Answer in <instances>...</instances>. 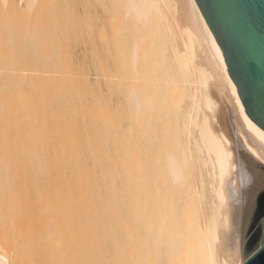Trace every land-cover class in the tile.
Listing matches in <instances>:
<instances>
[{"label":"bare ground","instance_id":"obj_1","mask_svg":"<svg viewBox=\"0 0 264 264\" xmlns=\"http://www.w3.org/2000/svg\"><path fill=\"white\" fill-rule=\"evenodd\" d=\"M38 1L0 0V11H27V22L32 9L42 14ZM122 2L135 32L112 27L98 83L55 54L44 15L43 25L31 16L33 29L21 21L50 36L26 29L27 55L0 22V264L247 259L264 132L245 115L195 0Z\"/></svg>","mask_w":264,"mask_h":264},{"label":"rangeland","instance_id":"obj_2","mask_svg":"<svg viewBox=\"0 0 264 264\" xmlns=\"http://www.w3.org/2000/svg\"><path fill=\"white\" fill-rule=\"evenodd\" d=\"M38 1V0H37ZM45 1H48L47 3L45 2ZM105 0H60V3H59V1L58 0H56V2L57 3H55L54 2V0H42V2H40V1H38L39 3H41V5H46L47 4V6H43V10L40 8V7H42L38 2V4L36 3L35 4V6H34V9H35V7H36V9H37V7H39L37 10H39V11H37V12H42V14L40 13V17H41V15L43 16L44 15V19L46 20V21H44V19L43 18H41V19H43V23H44V25L42 24V20L40 19V18H38L39 16L37 15V14H39V13H33L35 10H33L32 9V14L29 12V14H31V16H32V18L33 19H39V20H41L40 22H41V25H43V29H48L49 31H50V29L49 28H51L52 26V28H55V29H52L54 32H53V34H54V36H52L51 35V37H53L52 39L55 41V42H60V43H58V44H60V46L61 47H63L64 46V48H65V50L63 49V48H61L59 45H58V47L56 48V51H54L55 52V54L57 55L58 54V56H60V57H63V59H68V60H70L71 61V63H73L74 65H75V67L73 68V66L74 65H72V71H81V72H84L86 75H87V78L90 80L91 79V82L93 81L94 83H98L99 82V80H100V77H99V73H100V71L101 70H104L106 67V65L109 63L108 61H109V59H108V57H109V55H108V44H109V40L111 39V37H112V27H117L118 29H119V31L121 32V28L123 27V25H124V28L125 29H127V28H129L130 27V24L129 25H127V24H124L123 22L124 21H122V17H123V3L124 2H122V0H106L105 2H104ZM114 1V2H113ZM117 1V2H116ZM51 2V3H50ZM104 2V3H103ZM43 3V4H42ZM66 3V4H65ZM77 3V4H76ZM50 4V5H49ZM58 4H59V8H58ZM61 4V5H60ZM101 4V5H100ZM119 4V5H118ZM38 5V6H37ZM49 5V6H48ZM54 5H56L57 6V8L54 6ZM63 5V6H62ZM67 5V6H66ZM90 5V6H89ZM109 5V6H108ZM52 6V7H51ZM61 6V7H60ZM66 6V7H65ZM110 6H112V7H110ZM122 6V7H121ZM52 9H51V8ZM55 7V8H54ZM108 7V8H107ZM113 7H115L114 9H116V10H114L113 9ZM121 7V8H120ZM48 8H50V10L48 9ZM104 8V9H103ZM107 8V9H106ZM15 9H16V11H17V9H19V8H14L13 10H14V13H13V11L11 10L10 12L7 10V11H5L4 13L6 14V13H8L9 12V17L8 18H12L13 17V20L11 19H9L8 20V18L6 19V20H3L2 18H4L5 17V14H1V12H3L2 10L0 11V14H1V19H0V22H1V24H2V22H7L8 21V24L10 25L9 26V28L8 29H10V31L9 32H11V33H14L13 34V38H14V40H15V42L16 43H18L19 44V46H18V48L21 50L20 51V53H23V52H25V53H23L24 55H27L29 52H28V49L26 50V48H28V45H27V43H30L29 41H31V40H29V39H26L25 40V37H26V33H29L28 32V30H27V32L25 31L26 29H29L30 30V28H32L33 29V25H32V23L31 22H33V20H32V18H31V16L29 15V17H30V19L29 18H27L28 19V21H30V23H28V24H30V26L29 25H26L27 24V22H25L26 21V17H24L25 18V21H24V19L23 20H20L21 18H23L21 15L23 14V13H26L27 14V11L25 12L24 10H20V13L22 12V14H20L19 13V10L16 12L15 11ZM40 9L42 10V11H40ZM61 10L60 12H58V11H56V10ZM112 9V10H111ZM49 12H48V11ZM54 10V11H53ZM108 10V11H107ZM117 10H119V11H121V12H117ZM51 11V12H50ZM68 11V12H67ZM12 12V13H11ZM16 12V13H15ZM44 12H45V14H44ZM49 14H47V13ZM116 13V14H114L113 15V13ZM53 13V14H52ZM63 13V14H62ZM118 13V14H117ZM14 14H16L15 16H14ZM69 14V15H68ZM76 14V15H75ZM7 15V14H6ZM12 15V16H11ZM18 15H19V18H17L18 17ZM35 15V17H33ZM36 15H37V17H36ZM46 15H47V17H46ZM118 15V16H117ZM121 17H120V16ZM25 16V15H24ZM51 17V18H53V19H49V17ZM61 16V17H60ZM111 16H113V17H115V19L112 17V19H111ZM16 19H15V18ZM21 17V18H20ZM60 17V18H59ZM67 17V18H66ZM69 17V18H68ZM119 17H120V20H118L119 19ZM57 19V20H55V19ZM89 18V19H88ZM122 18V19H121ZM5 19V18H4ZM19 19V20H18ZM37 19V21L39 22V20ZM111 19V20H110ZM114 19V20H113ZM14 20H17V22H19V23H16V21H14ZM49 22H48V21ZM74 20V21H73ZM112 20H113V22H114V24H113V22H112ZM10 21V22H9ZM21 21H24L25 23H23V22H21ZM34 21H36V20H34ZM52 21H56L55 23L54 22H52ZM13 22V23H12ZM38 22H36V23H38ZM47 22V23H46ZM63 23L62 25H61V23ZM71 22V23H70ZM92 22V23H91ZM112 22V23H111ZM117 24H120V25H117ZM48 23H49V25H48ZM60 23V24H59ZM70 23V24H69ZM73 23V24H72ZM86 25H85V24ZM91 23V24H90ZM0 24V26H2ZM4 24H6L7 26H8V24L7 23H4ZM11 24H13V25H11ZM16 24H18V25H16ZM24 24V25H23ZM52 24V25H51ZM57 24V25H56ZM65 24V25H64ZM69 24V25H68ZM89 24V25H88ZM100 24V25H99ZM109 24V25H108ZM116 24V25H115ZM122 24V25H121ZM21 25V26H20ZM23 25V26H22ZM31 25H32V27H31ZM38 25L40 26V24L38 23ZM47 25V26H46ZM50 25H51V27H50ZM59 25V26H58ZM77 25V26H76ZM101 25H103V26H101ZM112 25H115V26H112ZM125 25H127V26H125ZM5 26V25H4ZM4 26H2V27H4ZM14 26V27H13ZM17 26H18V28H19V30H18V28H17ZM24 26H26V28H24ZM27 26H29L30 28H27ZM48 27V28H45V27ZM55 26V27H54ZM61 26V27H60ZM64 26V27H63ZM68 26V27H67ZM74 26V27H73ZM91 26V27H90ZM119 26L121 27V28H119ZM16 27V28H15ZM76 27V28H75ZM78 27V28H77ZM80 27V28H79ZM85 27V28H84ZM100 27V28H99ZM5 28V27H4ZM4 28H2L1 29V27H0V34L1 35H3L4 34V32L3 31H5L7 28H5V30H4ZM20 28H22V31H21V29ZM57 28H59V29H57ZM66 28V29H65ZM74 28V29H73ZM110 28H111V30H110ZM123 28V29H124ZM132 28V26L130 27V29ZM61 29V30H60ZM68 29V30H67ZM71 29V30H70ZM82 29H84L83 31H82ZM122 29V30H123ZM125 29L123 30V32L120 34V32L119 31H117L120 35H122V34H124V32H125V34H127V33H130V31L129 32H127L128 30H126L125 31ZM1 30H2V32H1ZM51 30V31H52ZM58 30V31H57ZM81 30V31H80ZM132 30V32L131 33H133V30H134V27L131 29ZM137 30V29H136ZM40 31V30H39ZM38 31V32H39ZM43 31V30H42ZM59 32V33H57V32ZM65 31H66V33H68V34H66L65 33ZM76 31H78V33L76 32ZM92 31V32H91ZM105 33H104V32ZM18 32V33H17ZM26 32V33H25ZM30 32H32V33H37V30H36V32H33L32 30H30ZM48 32V31H47ZM72 32V33H71ZM95 32H97V33H95ZM100 32H102V33H100ZM108 32V33H107ZM109 32L111 33L110 34V36L111 37H109ZM134 32H135V30H134ZM5 33H7V30H6V32ZM22 33H23V35H24V38H23V36H22ZM40 33L41 32H39V33H37V34H35V36H33L35 39H37L38 40V38H39V40H41L42 39V37H41V39H40V36H43L44 35V33H43V35H42V33H41V35H40ZM52 33V32H51ZM65 33V34H64ZM73 33H77V34H73ZM82 33V34H81ZM89 33V34H88ZM91 33V34H90ZM101 34V35H98V34ZM136 33H137V31H136ZM135 33V34H136ZM20 34H21V36H20ZM30 35H31V37H32V35H34V34H31V33H29ZM61 34V35H60ZM64 36H63V35ZM104 34V35H103ZM124 34V35H125ZM46 35V34H45ZM44 35V36H45ZM66 35V36H65ZM88 35V36H87ZM103 35V36H102ZM106 35H108V37L106 36ZM137 35H138V33H137ZM137 35H134V34H132L131 36H135V38H136V36ZM28 36V35H27ZM38 36V37H37ZM48 36V35H47ZM47 36H45V38L47 37ZM56 36V37H55ZM59 36V37H58ZM100 36V37H99ZM16 37V38H15ZM33 37H32V41H33ZM72 37V38H71ZM102 37V38H101ZM20 38V39H19ZM27 38V37H26ZM28 38H30V36L28 37ZM48 38V39H47ZM46 38V40H49V38H50V36H48ZM64 38V39H63ZM104 38H106V39H104ZM34 39V40H35ZM51 39V40H52ZM61 39H62V41H61ZM52 40V41H53ZM24 41V42H23ZM26 41V42H25ZM32 41H31V43H32ZM41 41H45V39H44V37H43V39L41 40ZM23 42V43H22ZM63 42V43H62ZM66 42V43H65ZM78 42H79V44H78ZM24 44V45H22V44ZM67 44V45H66ZM91 44V45H90ZM103 44V45H102ZM105 44V45H104ZM63 45V46H62ZM22 46H23V49H25V50H23L22 49ZM25 46V47H24ZM103 46V47H102ZM79 47V48H78ZM59 48V49H58ZM99 48V49H98ZM102 48V49H101ZM57 49H58V51H57ZM63 53L64 51L66 52H64L63 54L60 52V51ZM91 50V51H90ZM69 51V52H68ZM27 52V53H26ZM54 52L52 53V52H50L49 54H52V55H54ZM80 52V53H79ZM93 52V53H92ZM108 52V53H107ZM122 52V51H121ZM59 53H61V54H59ZM73 54V55H72ZM17 55H20L19 54V51L17 52ZM92 55V56H91ZM66 56H69V57H66ZM105 56V57H104ZM108 56V57H107ZM87 57V58H86ZM94 57V58H93ZM103 57V58H102ZM92 58V59H91ZM100 58V59H99ZM72 59V60H71ZM108 59V60H107ZM99 60H101V61H99ZM90 61V62H89ZM101 64V66H100V64ZM77 64V65H76ZM84 64V65H83ZM105 65V66H104ZM93 67V68H92ZM101 67V68H100ZM105 67V68H104ZM81 68V69H80ZM102 68H104V69H102ZM83 69V70H82ZM95 69V70H94ZM98 69V70H97ZM101 69V70H100ZM98 72V73H97ZM97 75H98V77H97ZM95 79H98V80H95ZM100 85V84H99ZM102 88H103V85H100ZM100 87V88H101ZM211 87V86H210ZM95 88H97V87H95ZM116 97L114 96V97H112V104H115L116 102H117V98L115 99ZM116 100V101H115ZM115 102V103H114ZM264 221V191L258 196V211L255 213V215H254V217H253V219L251 220V222H250V224H249V226H248V228H247V230H246V233H245V237H246V241H245V253H244V255H243V257L244 258H246V257H248L252 252H254L256 249H257V247H259V245H260V243H261V240H262V230H261V227H262V222ZM203 264H205V262H204V260H203Z\"/></svg>","mask_w":264,"mask_h":264},{"label":"water","instance_id":"obj_3","mask_svg":"<svg viewBox=\"0 0 264 264\" xmlns=\"http://www.w3.org/2000/svg\"><path fill=\"white\" fill-rule=\"evenodd\" d=\"M226 73L238 91L245 115L264 132V0H195ZM262 240L244 264H264Z\"/></svg>","mask_w":264,"mask_h":264}]
</instances>
